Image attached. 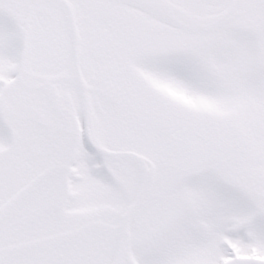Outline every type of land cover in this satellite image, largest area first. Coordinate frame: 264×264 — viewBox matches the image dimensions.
Masks as SVG:
<instances>
[{
  "label": "snow or ice",
  "instance_id": "6c2138e0",
  "mask_svg": "<svg viewBox=\"0 0 264 264\" xmlns=\"http://www.w3.org/2000/svg\"><path fill=\"white\" fill-rule=\"evenodd\" d=\"M0 264H264V0H0Z\"/></svg>",
  "mask_w": 264,
  "mask_h": 264
}]
</instances>
